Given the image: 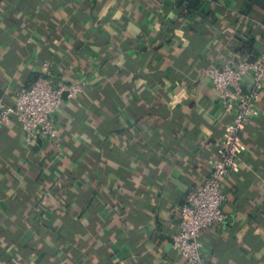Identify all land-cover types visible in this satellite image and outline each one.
<instances>
[{"label": "crops", "instance_id": "1", "mask_svg": "<svg viewBox=\"0 0 264 264\" xmlns=\"http://www.w3.org/2000/svg\"><path fill=\"white\" fill-rule=\"evenodd\" d=\"M176 1L0 0V97L45 65L65 88L62 155L14 118L0 132V264H187L180 207L232 119L204 72L262 52L264 11L203 0L186 16ZM258 108L201 264H264V92Z\"/></svg>", "mask_w": 264, "mask_h": 264}, {"label": "built area", "instance_id": "2", "mask_svg": "<svg viewBox=\"0 0 264 264\" xmlns=\"http://www.w3.org/2000/svg\"><path fill=\"white\" fill-rule=\"evenodd\" d=\"M262 48L253 60L238 58L204 72L222 111L232 119L226 129L224 145L217 150L216 157L208 161L207 178L198 190L187 194L180 207L179 226L171 245L187 264L202 263V252L206 249L203 232L227 219L222 211L226 201L224 181L237 166L242 148L241 134L248 120L259 115L258 104L264 92V41ZM48 71L49 66H43L30 87L13 93L11 103L0 97V132L14 118L25 143L32 144L39 138L50 139L62 155L59 126L53 116L62 106L65 88L55 86ZM81 91L82 85L72 86L68 88L69 97L75 98Z\"/></svg>", "mask_w": 264, "mask_h": 264}, {"label": "trees", "instance_id": "3", "mask_svg": "<svg viewBox=\"0 0 264 264\" xmlns=\"http://www.w3.org/2000/svg\"><path fill=\"white\" fill-rule=\"evenodd\" d=\"M202 1L203 0H177L176 1V8L180 11L181 15L188 16V15H191L192 13L198 11ZM253 7H257L259 9H261L262 11H264V0H244L242 12L244 14H248L249 11ZM262 41H264V36H263ZM255 58H251V59L253 60Z\"/></svg>", "mask_w": 264, "mask_h": 264}]
</instances>
